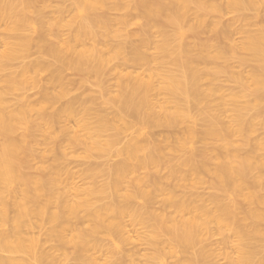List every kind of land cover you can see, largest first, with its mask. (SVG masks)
I'll return each instance as SVG.
<instances>
[{
    "label": "bare ground",
    "instance_id": "6f19581e",
    "mask_svg": "<svg viewBox=\"0 0 264 264\" xmlns=\"http://www.w3.org/2000/svg\"><path fill=\"white\" fill-rule=\"evenodd\" d=\"M60 1L74 8L67 23L62 20V7L56 11L58 17H47L50 4L46 0H0V27L14 41L3 42L6 47L1 57L7 61L2 67L34 47L43 59H51L54 69L48 82L57 85L56 95L48 87L42 90L37 118L30 117L34 110L30 107L6 103L2 97L6 91H0V228L9 225L0 230V252L9 254L0 257V264L58 263L54 255L42 251L39 241L27 236L34 221L50 225L48 237L57 249L72 245L77 263H93L90 250L101 245L98 237H122V222L127 217L145 230L152 259L160 261L178 248L186 256L181 264L206 262L209 250L189 253L216 229L236 241L238 257L232 264H264V245L259 244L264 241V136L253 139L258 130L264 132V25L256 32L242 29L244 38L238 44L227 31L233 26L222 28L219 20L207 24L208 16L222 13L224 6L219 3ZM263 5L264 0H228L225 8L241 13ZM111 12L120 14L111 17ZM132 24L138 30L124 34ZM65 26L74 30L69 40L60 34ZM207 30L211 38L201 39ZM17 47L24 53L18 57ZM240 51L248 52L255 63L246 76L234 75L229 64ZM115 61L121 67L134 65L141 73L123 74L115 66L113 93L101 76ZM31 68L25 66L20 79L11 77L8 90L24 84L22 78ZM64 69L80 75L82 87L92 78L98 96L74 95L57 111H49L53 102L69 96V85L62 79ZM223 74L237 90L227 93L217 86ZM96 100L102 109H110L112 120L95 107ZM193 111L205 123L200 150L194 146L197 117ZM127 116L138 125L137 136L115 149L122 132L134 126L126 123ZM64 120H74L77 129L60 130L69 147L82 146L87 158L95 154L120 159L105 169L90 165L84 175L91 185L73 189L72 197L59 190L55 177L39 175L41 170L36 176L25 173L37 144L36 139L34 145L28 144L27 139L43 136L53 145L58 143L54 128ZM155 127L184 131L160 143L144 137ZM18 130L22 134L17 138ZM57 146L61 159L66 147ZM102 175L106 180L98 184ZM205 175L211 178L212 191L206 201L196 192L205 184ZM136 200L142 201L140 206L134 204ZM159 201L161 210L151 208ZM83 219L88 227L73 225ZM260 253L262 257L257 258Z\"/></svg>",
    "mask_w": 264,
    "mask_h": 264
},
{
    "label": "rangeland",
    "instance_id": "374dc122",
    "mask_svg": "<svg viewBox=\"0 0 264 264\" xmlns=\"http://www.w3.org/2000/svg\"><path fill=\"white\" fill-rule=\"evenodd\" d=\"M46 1L49 2L48 5L50 4L48 6L50 8H47L48 10H46L47 17L49 18L58 17L59 14L56 11L59 10L58 8L62 7V9H64L63 14H61L63 17L62 20H64V22L66 21V23L69 22L68 20L72 18L71 15L74 13L73 12L74 8L71 5L72 3H69L68 1L65 2V1H60V0H49V1L46 0ZM206 1L208 3H219L222 6H224V8L222 9V13L220 15H211L206 18L207 24H210L215 20H219L222 28L225 26H229V25H231L230 28L233 26L231 29H227V28L226 29L227 31L228 30L231 31L230 33L228 32L231 36V37L229 36V38L233 39L235 43L239 44L240 42H242L244 38V34L241 33L242 29H247L249 31L256 32L260 29V27H262V25H264V5L260 9L247 8L246 10L240 13L235 10H230V9L225 8V5L228 0H206ZM119 14L118 12L117 13L111 12L109 15L111 17H116ZM193 18H194V15L191 14L189 17L191 22H193L194 20ZM127 28H128L127 32L125 30L124 34L126 33V34L131 35V32L138 30V27L133 24L130 25V27L128 26ZM0 29H1L0 30V91L2 92L6 91L2 95V97L5 100V102L8 103L9 105L14 104L15 107L25 106V107H30L34 109L32 112H30L31 113L30 117L37 118L40 115L39 113H37L38 111L37 106L40 105V103L42 102L41 93H43L44 91L43 89L48 87L50 88V90L54 91L55 95L57 91V85L56 84L50 85L48 82L52 78L51 72L54 69V67L50 63L51 59L50 58L47 59L48 57L47 58L45 57V59H43L44 57L40 54L38 55L37 54L38 52H36V50H34L35 48L32 47V49H30L31 52H28L26 56L24 55L20 58L13 60L12 62L9 63L10 66L4 69L2 66L5 65L7 60L1 57L6 47L4 46L3 42L5 41L14 42V41L9 39V34H10L9 32L4 31V29L1 27ZM73 31L74 30L72 26L71 27L65 26L64 28L61 29L60 34L62 35V38L64 40H67V38L69 40L71 38V34H73ZM209 33L210 32L208 30L207 32L205 31L206 35L203 34L201 35L200 38L210 39L211 33L210 34ZM34 34L33 32L31 33L29 32L27 35L28 36L32 35L35 38L36 34L35 35ZM132 37L133 36H131L130 39L136 42L137 38H135V36L133 38ZM189 39L191 40L192 38L188 37L187 40ZM50 40H54V39H50ZM16 51H18V55L16 57L24 54L19 51L18 47L16 48ZM240 58H242L244 61L240 62ZM229 64H230L232 73L236 76L237 75L238 76L248 75L251 72V69L253 68V66L255 65V63L251 59V55L245 51H240L239 57L233 59ZM29 65H32V68L28 70L27 76L22 78L24 80V84L17 86V88L12 91L8 90L10 89L9 84H8L9 79L11 77L20 79L19 75L21 74L22 69L25 66H29ZM218 65H222V63L220 62ZM115 66L116 68H118L117 71L122 70L123 74H125L126 72H130L133 74L137 72L141 73V69H137V67L134 65L127 64L121 67L119 66V62H116V61L113 62L112 64H110L109 67L106 68V70L101 76L105 85L112 92L116 89L115 84H116L117 79L115 76L116 73L114 71V69H116ZM79 76L80 75H78L75 71H72L70 69H64L62 71L63 83H66L67 85H69L67 86L69 88L68 89L69 96L67 95L66 99L64 97V99L56 100L55 102H53L54 104H52L51 107L48 106L47 108L49 111H54V110L57 111L66 100L73 99L74 95H75L74 98L86 95L93 99H95L98 96L97 95L98 91L96 87H94L95 85H93V82L91 81L92 78H89L87 81V84L83 85L82 87V84H81L82 79H80L81 76L80 77ZM229 80L230 79L228 75L223 74L218 78L217 86L222 87L223 90H225V92L227 93L232 90L233 91L237 90V86L234 83L230 82ZM95 103H96L95 105L96 108L100 107L101 110H104L102 109L103 107L99 105L100 102L98 100H96ZM105 110H104V114L106 112H107L106 114H108L106 115V117L109 120L111 117V120H112L113 117L111 115L110 109L106 111ZM192 113L195 114L197 117V121L195 124V131H196L197 138L194 141V146L196 149L200 150L204 148V144L202 140L200 139V134L204 131L205 123L199 116H197L196 111H193ZM132 118L133 117L127 116L125 118L126 123L134 124L135 120ZM135 124L132 128L122 132V134L120 135L121 140L117 143V145H115V149H119L123 147V145H125L128 140L137 136L136 134L138 131L137 130L138 125H135ZM63 127L68 128L71 131L77 130L74 120H66V121L64 120L62 123L55 126L54 128L55 134L57 138L59 139L58 140L59 145H62L64 148L66 147L64 150L65 152L62 155L61 159H60L61 156L59 157V155H61L62 153L61 154L58 153L59 150H58L57 142L56 144L53 145L54 143L53 141L43 138V136H40L41 134H39L40 137H37V138L32 137L33 139L29 137V139H27L28 144H33L34 139H36V141L35 140L34 141L37 142V144H35L34 142V144L36 145L34 146L35 147L34 149L36 151L34 152L32 161L29 163L30 168L25 173L27 174L30 173V175L33 176L35 175V173L39 172L38 170H41L39 172V175L40 173L43 172L42 175H44L45 177L46 176L55 177L57 179V183L59 184L58 186L59 190L61 192L62 191H66L67 193L69 192L71 194L70 197H72L73 196L72 193L74 192L73 189H82V188H85L91 185L92 181L86 175H84L86 169L90 165L99 166L100 168L102 167L105 169V167H108V166L111 167L115 165L116 163L119 162L120 159L115 158L110 155L97 156L95 154L91 158L85 157V154L83 151L84 149L82 146H78V147L68 146L67 144L68 140L63 138L60 132L61 128ZM182 127L183 129H185L184 126ZM183 129L182 128L178 129L179 131L181 130L179 132L177 130L174 131L172 129H168L164 127L163 128L155 127L154 130L153 128L151 130L148 129L147 130L148 133H145L146 130H144L145 131L144 133L146 135L144 137L146 138L148 137L150 141H154V142L158 141L161 143V142H164L165 137L176 135L175 132L177 134L183 133L184 131ZM171 131H172V134H171ZM21 132L22 131L18 130L17 133H15L17 136L16 135L14 136L17 138L20 137L22 134ZM153 132L155 134H153ZM181 135L182 134H180L179 136ZM34 136H37V135L35 134ZM263 136H264V132L260 129L253 135V139L261 138ZM48 142L51 144H49ZM54 146L56 148L55 151L53 150ZM243 152H244L243 154L247 153L246 150ZM55 160H58V161H55ZM205 176H206L205 184L203 186H200L198 190L196 191L199 194V196L201 195L203 198H205L203 199L204 201H206V199H208V196L212 193V191L210 190L208 186L211 178L209 175H205ZM105 180H106V176L102 175L98 177L97 182L98 184H101ZM162 181L167 183L165 180H162ZM140 203H142L141 200H136V202H134V204H137V206H140ZM160 204H161L160 201L157 203L155 202L152 204L151 208H153L154 210H161L162 206ZM86 222L88 221L86 220ZM86 222L83 219L81 221L74 222L73 225L76 228H86L89 225ZM122 224L124 225L122 237H116V236L107 237L104 235H101L98 237V240L100 241L101 245L99 244L100 246H98V248L95 247L94 250L93 249L90 250V257L93 259V263H90L89 261H83V262L77 263V261L72 256V253L74 250L72 245H66L63 249L62 248L57 249L58 245L56 246V242L48 237L47 232H49L50 225L44 221H36V222L34 221L32 228L29 230L30 232L29 234L31 236L29 234H27V236H29V238L31 237L33 239L35 238L36 241H39L41 243L40 246L42 248V251L46 253L49 252L52 255H54V258L58 260L57 262L59 264H109L110 262H111L110 264H115L116 262H119V261L121 262V264H179V263L181 264L183 260H185L184 258H186V256L181 254L178 248L176 249L172 248L175 253L173 255L165 254L162 260L160 261L152 259L151 254L153 252V249H152V246L147 244V242L145 241V232H144L145 230L141 226L136 225L134 222H132L128 217L123 219ZM263 227L264 225H262V228ZM7 228H9V225L1 227L0 230L5 231L7 230ZM259 244L264 245V241H260ZM114 245L117 246V249L115 248ZM165 248H166V251L169 250L168 245L167 247L165 245ZM202 249L209 250L210 255L208 257L209 259L206 262H201L200 264H232V262L235 261L236 258L238 257L237 244H236L234 237L231 234H228L225 236L221 235L216 229H214L210 233V235L206 237V240L201 241L199 244H197L194 247L193 251H191L189 254H193L195 251L202 250ZM8 255L9 254L7 253L0 252V257L1 256L7 257ZM261 257H262V254L260 253L257 256V258H261Z\"/></svg>",
    "mask_w": 264,
    "mask_h": 264
}]
</instances>
